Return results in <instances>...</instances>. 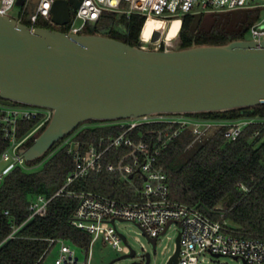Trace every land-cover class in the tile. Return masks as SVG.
Returning a JSON list of instances; mask_svg holds the SVG:
<instances>
[{
	"label": "built area",
	"instance_id": "2783aa9c",
	"mask_svg": "<svg viewBox=\"0 0 264 264\" xmlns=\"http://www.w3.org/2000/svg\"><path fill=\"white\" fill-rule=\"evenodd\" d=\"M19 1L22 2L23 12L19 16L14 15L15 17L23 21L27 19L31 25L36 24L40 18L55 25L51 10L56 0H0V14L10 15L9 12ZM73 3H78L79 6L72 8L73 14L66 26L68 31L75 33L85 32L84 29L91 23H96L103 12L110 11L123 14L127 18L133 13L145 15L147 20L149 17H155L162 21L166 32L174 19H179L182 25L186 13L243 8L264 10V0H73ZM123 5H127V8L123 9ZM26 12L28 14L24 18ZM249 32L253 39L264 37V16L251 26ZM164 49L168 50L166 47ZM52 115L48 108L21 101L7 105L0 97V128L8 142V146L1 152L0 162L11 163L10 165L17 162L16 166H22V161H18L19 149L50 121ZM36 117H40V122L20 138L19 122ZM97 125L114 126L117 132L101 135L94 140H81L77 137V130L66 137V142L71 137V142L65 145L73 156V171L55 192L49 195L38 194L30 200L29 217L20 225L13 224V232L9 238L17 237L20 227L27 221L46 215L53 199L64 196L79 200L70 225L89 233L91 241L89 249L82 248L86 252V258L81 260L76 248L65 238L48 239L46 256L53 246L57 245L59 248L53 264H91L93 244L102 233L115 249L124 251L126 246L128 249L124 254L129 253L133 248L128 242H123V233L116 227L117 220L136 223L150 244V240L156 238V245L174 224L177 225L180 235L178 264H201L206 253L213 258L225 256L240 259L244 264H264L263 238L240 235L228 220L214 219L197 206L171 199L168 174L158 164V158L164 148L188 130H191L194 137L187 148L222 128L226 129L227 143L238 139L249 125L256 127L252 138L264 139V115L252 113L222 118L202 117L194 112L159 113L146 117L103 121ZM103 172L115 174L119 181L129 188L126 194L128 199L113 198L97 190L69 188L78 179ZM217 208L226 209L223 204ZM224 216L225 212H221L220 217ZM144 249L146 252L145 246ZM176 249L177 244L167 261Z\"/></svg>",
	"mask_w": 264,
	"mask_h": 264
},
{
	"label": "water",
	"instance_id": "95a60500",
	"mask_svg": "<svg viewBox=\"0 0 264 264\" xmlns=\"http://www.w3.org/2000/svg\"><path fill=\"white\" fill-rule=\"evenodd\" d=\"M78 6L73 0H56L51 10L55 25L66 26L72 8ZM160 35L155 34L152 41ZM0 97L7 105L21 101L53 114L33 143L19 149L22 164L42 158L58 141L93 119L234 108L252 114L254 107L264 103V37L146 49L101 33L29 25L0 14ZM16 164L0 173V183ZM122 238L127 243L123 234ZM179 239L180 235L167 264H178ZM150 242L156 252V238ZM136 255L131 249L107 264ZM145 258L149 264L151 252Z\"/></svg>",
	"mask_w": 264,
	"mask_h": 264
},
{
	"label": "trees",
	"instance_id": "16d2710c",
	"mask_svg": "<svg viewBox=\"0 0 264 264\" xmlns=\"http://www.w3.org/2000/svg\"><path fill=\"white\" fill-rule=\"evenodd\" d=\"M73 14V10H71ZM263 16L259 8L186 13L179 31V48L194 45L223 44L247 38L250 28ZM147 18L133 13L129 18L117 12H103L97 24L87 33H101L132 45L142 46L140 33ZM25 23L31 24L27 19ZM121 21V23L119 22ZM36 25L67 31L68 27L49 24L40 18ZM163 49V47H161ZM244 109L195 112L202 117H239ZM254 113L264 115V103L254 107ZM40 122V117L23 120L18 125L20 138L27 135ZM101 120L81 124L75 131L81 140H94L101 135L117 132L113 126H98ZM86 124H94L87 126ZM26 142L30 146L36 136ZM255 126L249 125L238 139L229 141L225 128L209 135L189 148L191 130L170 142L158 158V164L168 174L170 197L200 208L214 219H226L240 235L264 239V139L252 138ZM58 141L42 158V167L28 172L21 165L13 167L0 183V264H44L48 239L65 238L72 246L89 249L91 235L70 225L79 200L57 196L49 204L44 216L24 223L17 237L9 238L13 224L20 225L30 215V200L38 194H51L62 185L73 171V156L67 146ZM8 146L0 128V155ZM70 189L99 191L113 198L128 199L129 188L114 174L103 172L78 179ZM227 202V203H226ZM225 204L226 209L217 206ZM225 212L224 218L220 217Z\"/></svg>",
	"mask_w": 264,
	"mask_h": 264
},
{
	"label": "rangeland",
	"instance_id": "374dc122",
	"mask_svg": "<svg viewBox=\"0 0 264 264\" xmlns=\"http://www.w3.org/2000/svg\"><path fill=\"white\" fill-rule=\"evenodd\" d=\"M123 9L127 8V5L122 6ZM224 11H230V10H224ZM223 11V12H224ZM23 12V6L22 2L19 1L14 8L9 12L10 15L19 16ZM263 12L264 16V10H261ZM27 12L25 13L24 18L27 16ZM121 23V21H119ZM97 23H91L88 25L84 31L87 32L88 30H91L92 27H94ZM160 38L157 41H142L140 37V41L142 43V46H144L146 49H155V48H161L166 47L169 49H176L179 47L180 44V37L178 36L176 39L172 40L171 42L166 41V34L165 29H162V32L160 33ZM251 33H248L247 38L252 39ZM87 126H93L94 124H86ZM71 136V135H70ZM65 140V139H64ZM59 145V147L66 146L67 142H71L70 140L67 142L64 141ZM50 156H48L49 158ZM46 158V159H48ZM44 159L41 163H38L35 166H29L27 163H23L22 167L27 170L28 172H34L37 171V169L42 167L43 162L46 160ZM11 163L7 162H0V170L3 171L6 169ZM227 203V202H226ZM224 203V205L226 204ZM116 227H118L119 231L123 233L126 236L127 242L134 250L137 251V255L135 259L125 258L116 261L114 264H132L135 260L142 262V264H146L145 260V253L151 252V261L149 264H167L168 256L171 254L172 250L176 246V237L178 235V226L173 225L172 228L168 231L166 235L160 238L157 246L156 252H153V246L149 243L148 239L146 238L145 234L143 233L142 229L136 224L131 221H119L116 222ZM146 247V252L144 249V246ZM74 247V246H73ZM77 250V254L80 256L81 260H84L86 258V252L84 249L80 247H74ZM127 247L125 246L124 251H119L114 248L109 243V240L107 236L102 233L97 241L93 244V254H92V261L91 264H107L111 260L116 259V257L124 254L127 252ZM58 246H53L52 250L48 253V255L45 257L43 263L44 264H53L54 258L58 256ZM204 261L201 262V264H244L242 260L240 259H234L230 257L221 256L218 258H213L207 253L203 255Z\"/></svg>",
	"mask_w": 264,
	"mask_h": 264
},
{
	"label": "bare ground",
	"instance_id": "6f19581e",
	"mask_svg": "<svg viewBox=\"0 0 264 264\" xmlns=\"http://www.w3.org/2000/svg\"><path fill=\"white\" fill-rule=\"evenodd\" d=\"M181 22L179 19H174L170 22L165 34L166 41L171 42L172 40L178 37V32L180 30ZM164 25L161 20L155 17H149L148 20L144 23L141 30V40L152 41V38L155 34L161 33Z\"/></svg>",
	"mask_w": 264,
	"mask_h": 264
},
{
	"label": "flooded vegetation",
	"instance_id": "af4514ba",
	"mask_svg": "<svg viewBox=\"0 0 264 264\" xmlns=\"http://www.w3.org/2000/svg\"><path fill=\"white\" fill-rule=\"evenodd\" d=\"M145 258V257H144ZM145 260H146V258H145ZM142 263V262H141Z\"/></svg>",
	"mask_w": 264,
	"mask_h": 264
}]
</instances>
